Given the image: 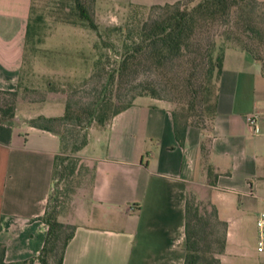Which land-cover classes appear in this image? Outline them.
Masks as SVG:
<instances>
[{
    "label": "crops",
    "instance_id": "obj_1",
    "mask_svg": "<svg viewBox=\"0 0 264 264\" xmlns=\"http://www.w3.org/2000/svg\"><path fill=\"white\" fill-rule=\"evenodd\" d=\"M176 1L94 0L120 6ZM30 2L0 0V90H16L22 78ZM248 114L256 115L255 131L245 122ZM38 115L60 116L0 121L5 262L38 264L48 229L42 216L61 148L57 134L28 123ZM77 156L81 178L65 215L57 216L74 227L61 264H184L190 196L208 202L222 225L218 264H264V252L255 250L254 225L264 197V71L248 52L224 49L211 121L188 127L182 144L173 135L169 104L138 96L104 126L89 130ZM248 234L254 251L245 247Z\"/></svg>",
    "mask_w": 264,
    "mask_h": 264
},
{
    "label": "rangeland",
    "instance_id": "obj_2",
    "mask_svg": "<svg viewBox=\"0 0 264 264\" xmlns=\"http://www.w3.org/2000/svg\"><path fill=\"white\" fill-rule=\"evenodd\" d=\"M180 1L182 7L189 8L198 0ZM256 1L251 20H246L240 14L221 18L204 34L202 42L207 45L209 41H214L216 46L222 44L223 47L245 45L259 58L264 71V2ZM82 2L95 29L76 25L74 28L65 23L78 21L69 1L34 0L30 18L32 21L36 16L38 18L34 21L24 53L23 75L14 94L0 90V112L7 104L13 103L14 113L19 116L37 113L62 115L67 100L75 107L92 102L99 95L106 74L111 71L114 73L117 69L124 46L136 40L135 27L143 20L154 19L162 14L153 5H96L94 0ZM124 73L120 78L115 72L113 82L106 89L111 97L110 107H119L135 97L147 96L166 101L170 110L174 108L170 93L157 82L153 69L147 63H140L134 71ZM150 83L154 85L155 91L152 96L137 95L142 87ZM200 124L207 127V117H202ZM82 125L58 127L63 135L61 160H58L49 195V205L59 210L58 215H65V202L72 197L81 178L77 155L82 147L79 150H74V147L83 136L87 137L89 130L102 127L94 122L87 127ZM206 173L211 178L209 167ZM191 203L197 212L208 216L209 222L198 244L199 252L208 264H216L212 259H217L222 225L212 217L208 202L197 203L196 199H192ZM248 214L252 216L254 213ZM243 225L246 233H249L252 228L251 219L244 220ZM245 247L254 251L249 234L246 236Z\"/></svg>",
    "mask_w": 264,
    "mask_h": 264
},
{
    "label": "trees",
    "instance_id": "obj_3",
    "mask_svg": "<svg viewBox=\"0 0 264 264\" xmlns=\"http://www.w3.org/2000/svg\"><path fill=\"white\" fill-rule=\"evenodd\" d=\"M66 1L72 3L78 21H65V23L95 29L91 16L83 5V0ZM90 1L93 2V0ZM33 2L34 0L30 2L25 28L26 46L31 29L35 25L34 21L38 18L36 16L33 21L30 18ZM256 2V0H198L194 5L186 8L182 7L179 0L171 4L153 5L160 9L162 14L154 19L141 21L135 27L136 40L132 41L129 46H124L115 72L121 78L125 75V71H134L136 65L140 63H147L153 69L157 82L171 95L174 108L170 110V117L173 135L178 144H182L188 127L203 128L200 124L201 118L207 117L209 124L214 112L216 83L221 70L222 55L224 49L229 46L223 47L222 44L216 46L214 41H209L207 45H204L202 42L204 34L216 21L230 15L240 14L246 20H251ZM237 48L248 52L260 62L259 58L245 45ZM114 73L111 71L106 74L99 95L92 102L75 107L67 100L64 103L62 115L58 117L38 115L29 119L28 123L31 126L57 134L61 149L63 135L59 132L58 127L67 124L76 126L83 124V127H87L92 122L98 126H104L112 116L128 107L133 100L119 107H110L111 97L106 93V89L113 82ZM141 90L137 95L150 94L152 96L155 93L154 85L151 83L142 87ZM8 92L14 94L15 91ZM14 117L13 103L7 104L0 112V121L11 122ZM85 143L86 137L83 136L74 150H79ZM58 160H61L60 155L54 158L53 177ZM192 199L195 198L188 197L186 203L184 264H203V262L208 264L198 249L200 239L205 233L204 228L209 225L208 216L200 214L196 208H192ZM197 203L200 201L197 200ZM49 204L48 198V205L42 216L48 229L44 244L36 259L38 264H61L64 247L71 238L74 227L67 222L58 220L59 210ZM210 207L211 215L216 220L214 209L211 205ZM216 222L218 221L216 220ZM222 247L221 236L220 248L216 253H219ZM3 255L4 248L0 244V264H29L33 260L5 262ZM212 260L218 264V259Z\"/></svg>",
    "mask_w": 264,
    "mask_h": 264
},
{
    "label": "built area",
    "instance_id": "obj_4",
    "mask_svg": "<svg viewBox=\"0 0 264 264\" xmlns=\"http://www.w3.org/2000/svg\"><path fill=\"white\" fill-rule=\"evenodd\" d=\"M246 124L255 131L256 115L248 114L245 117ZM261 209L255 217V250L264 252V197L260 199Z\"/></svg>",
    "mask_w": 264,
    "mask_h": 264
}]
</instances>
